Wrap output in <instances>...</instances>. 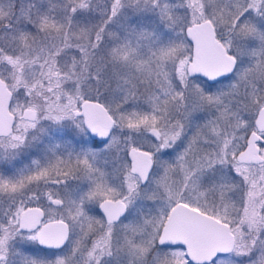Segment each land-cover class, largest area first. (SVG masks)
Returning <instances> with one entry per match:
<instances>
[{
    "label": "snow or ice",
    "instance_id": "1",
    "mask_svg": "<svg viewBox=\"0 0 264 264\" xmlns=\"http://www.w3.org/2000/svg\"><path fill=\"white\" fill-rule=\"evenodd\" d=\"M0 264H264V0H0Z\"/></svg>",
    "mask_w": 264,
    "mask_h": 264
}]
</instances>
